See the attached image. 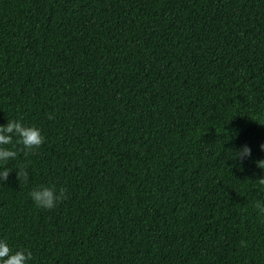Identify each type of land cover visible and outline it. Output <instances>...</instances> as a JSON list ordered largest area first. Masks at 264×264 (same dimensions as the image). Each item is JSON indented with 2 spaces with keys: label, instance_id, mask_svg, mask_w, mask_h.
Instances as JSON below:
<instances>
[{
  "label": "trees",
  "instance_id": "trees-1",
  "mask_svg": "<svg viewBox=\"0 0 264 264\" xmlns=\"http://www.w3.org/2000/svg\"><path fill=\"white\" fill-rule=\"evenodd\" d=\"M8 119L45 137L0 184L29 264H264V0H0Z\"/></svg>",
  "mask_w": 264,
  "mask_h": 264
},
{
  "label": "clouds",
  "instance_id": "clouds-1",
  "mask_svg": "<svg viewBox=\"0 0 264 264\" xmlns=\"http://www.w3.org/2000/svg\"><path fill=\"white\" fill-rule=\"evenodd\" d=\"M48 118L52 119V116L49 115ZM44 141L45 137L39 128L34 125H26L20 119H8L6 124H0V184L8 180L12 170H15L18 183L21 181L27 183L29 179L28 166L20 164L15 169H11L6 166L7 162L15 159L18 153L22 152L25 156L34 153ZM7 145H13V147L8 148ZM260 148L264 150V143L260 145ZM236 152L235 159L239 158L241 162L251 155V149L247 145H243ZM255 163L258 168L264 170V159L257 160ZM256 182L259 185H264V176L258 178ZM29 195L36 206L44 209H53L58 202L67 199L66 189L62 187L57 189L55 185L34 187ZM255 208L260 214H264V202L260 199L256 201ZM32 258L33 254L30 250L20 248L13 251L6 239H0V264H29Z\"/></svg>",
  "mask_w": 264,
  "mask_h": 264
}]
</instances>
